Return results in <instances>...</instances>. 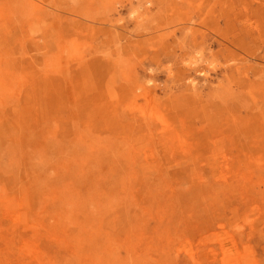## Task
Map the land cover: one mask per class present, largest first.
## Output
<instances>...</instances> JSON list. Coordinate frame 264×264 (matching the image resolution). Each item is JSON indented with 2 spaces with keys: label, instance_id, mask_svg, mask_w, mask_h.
I'll return each mask as SVG.
<instances>
[{
  "label": "rangeland",
  "instance_id": "374dc122",
  "mask_svg": "<svg viewBox=\"0 0 264 264\" xmlns=\"http://www.w3.org/2000/svg\"><path fill=\"white\" fill-rule=\"evenodd\" d=\"M0 264H264V0H0Z\"/></svg>",
  "mask_w": 264,
  "mask_h": 264
},
{
  "label": "bare ground",
  "instance_id": "6f19581e",
  "mask_svg": "<svg viewBox=\"0 0 264 264\" xmlns=\"http://www.w3.org/2000/svg\"><path fill=\"white\" fill-rule=\"evenodd\" d=\"M200 62H199V60H193V61H190V66L189 67H194V68H196L198 71H199V73H201V74H204L205 73V71H204V69H201L200 67L198 68V67H196V65H198ZM193 65V66H192ZM190 87H192V88H196L195 87V79H193L192 80V82H191V85H190Z\"/></svg>",
  "mask_w": 264,
  "mask_h": 264
}]
</instances>
